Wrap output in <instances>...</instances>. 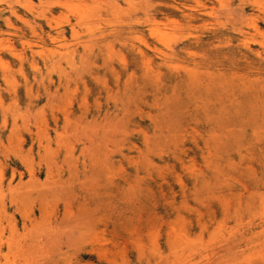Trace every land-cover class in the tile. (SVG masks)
Masks as SVG:
<instances>
[{"label":"rangeland","instance_id":"374dc122","mask_svg":"<svg viewBox=\"0 0 264 264\" xmlns=\"http://www.w3.org/2000/svg\"><path fill=\"white\" fill-rule=\"evenodd\" d=\"M179 263L264 264V0H0V264Z\"/></svg>","mask_w":264,"mask_h":264},{"label":"bare ground","instance_id":"6f19581e","mask_svg":"<svg viewBox=\"0 0 264 264\" xmlns=\"http://www.w3.org/2000/svg\"><path fill=\"white\" fill-rule=\"evenodd\" d=\"M82 9V8H81ZM87 9V8H86ZM89 11H90V9H89ZM90 13V12H89ZM82 15H81V17H85V15H87V12H83V13H81ZM158 34V33H157ZM13 47V46H12ZM116 144V143H115ZM114 152V151H113ZM108 153V152H107ZM106 156V155H105ZM207 254V253H206ZM180 264V263H179Z\"/></svg>","mask_w":264,"mask_h":264}]
</instances>
